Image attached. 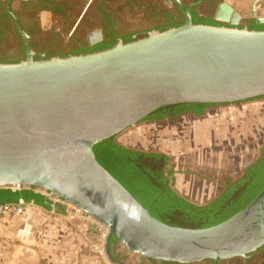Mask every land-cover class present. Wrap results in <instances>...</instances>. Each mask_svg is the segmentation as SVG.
Masks as SVG:
<instances>
[{"label": "water", "instance_id": "95a60500", "mask_svg": "<svg viewBox=\"0 0 264 264\" xmlns=\"http://www.w3.org/2000/svg\"><path fill=\"white\" fill-rule=\"evenodd\" d=\"M264 0L250 17L264 23ZM28 55L0 63V188H34L88 215L133 253L157 261L214 264L264 245V188L214 226L166 223L142 205L97 159L94 146L157 109L183 103H235L264 96V30L240 28L227 1L214 19L153 31L67 57Z\"/></svg>", "mask_w": 264, "mask_h": 264}, {"label": "rangeland", "instance_id": "374dc122", "mask_svg": "<svg viewBox=\"0 0 264 264\" xmlns=\"http://www.w3.org/2000/svg\"><path fill=\"white\" fill-rule=\"evenodd\" d=\"M224 1L242 15L240 24H243L252 12L255 0ZM261 17H264V5ZM25 19L29 21L27 17ZM16 49L14 42L1 37L0 61H12L10 58H16ZM116 140L127 147L167 154L170 164L175 166L173 187L191 201L204 204L223 190V179L226 176L237 179L259 157L264 146V96L215 105L199 116L183 114L176 120H144L120 132ZM58 203L65 206L66 210L59 215L57 221L62 232H59L56 243L60 246V251H64L63 254H66L68 247L69 262L116 264L109 260L105 251L107 230L100 224L98 228L94 227L93 220L88 215L65 201L58 200ZM14 215L8 213L5 216ZM15 223L16 227L9 234L11 244L23 242L40 246L51 243L43 241V238L41 240L37 227L20 235L22 225ZM117 243L114 245V253L122 254L127 264H139V255L129 252L125 247L120 250ZM71 250L74 252L72 260ZM6 259L8 257L3 254L0 237V264H4Z\"/></svg>", "mask_w": 264, "mask_h": 264}, {"label": "flooded vegetation", "instance_id": "af4514ba", "mask_svg": "<svg viewBox=\"0 0 264 264\" xmlns=\"http://www.w3.org/2000/svg\"><path fill=\"white\" fill-rule=\"evenodd\" d=\"M223 1L0 0V7L11 17L0 20V38H8L15 43L17 49L14 54L17 59L27 57L28 40L21 34L11 10L29 34V42L36 58L67 57L100 51L98 45L117 44L119 40L125 41L129 36L135 39L165 27L181 26L187 21L186 11L190 12L192 21L195 13L215 20L216 10ZM252 19L253 17H247L241 25L247 26ZM74 52L77 54H73ZM165 119L170 118L166 116L162 120ZM144 120L146 118L141 121ZM117 242V247L122 250L125 246L120 240ZM115 255L116 260L127 264L122 254L115 252ZM147 263L165 264L164 261L141 257L139 264ZM199 263L214 264L211 260ZM218 264H264V245L246 257H235Z\"/></svg>", "mask_w": 264, "mask_h": 264}, {"label": "trees", "instance_id": "16d2710c", "mask_svg": "<svg viewBox=\"0 0 264 264\" xmlns=\"http://www.w3.org/2000/svg\"><path fill=\"white\" fill-rule=\"evenodd\" d=\"M3 18L11 17L4 9H0V20ZM193 22L223 25L211 17H205L198 13H195ZM239 27L244 28L245 25ZM246 27L264 30V23H257L256 19L253 18ZM132 40V36L125 38V42ZM115 44H100L97 47L99 50H104ZM24 52L25 50H23V54ZM73 54H77V52ZM24 59L1 60L0 63H18ZM223 104L183 103L163 106L146 117V120H162L166 116L170 120H176L186 113L199 116L204 114L209 107ZM94 151L98 161L142 205L149 208L150 212L158 219L173 225L205 228L219 224L245 208L264 188V146L260 156L244 169L240 177L237 179L225 177L223 190L204 204L191 201L173 187L175 166L168 162L170 157L163 152H149L127 147L117 142L115 136L98 142L94 146ZM21 200L26 204L33 202L48 210H51L54 204V201L47 194L36 191L34 188H0V205H16ZM58 210L65 212L66 208L59 204ZM118 240L117 237L113 236L110 241V249L116 259L117 256L113 248ZM164 263L179 264L165 261Z\"/></svg>", "mask_w": 264, "mask_h": 264}, {"label": "crops", "instance_id": "0c3cea01", "mask_svg": "<svg viewBox=\"0 0 264 264\" xmlns=\"http://www.w3.org/2000/svg\"><path fill=\"white\" fill-rule=\"evenodd\" d=\"M253 7V6H252ZM50 198V197H49ZM51 199V198H50ZM51 210L40 207L33 202L27 203L24 214H15L0 221V237L2 239L3 254L8 257L4 264H71L69 262V250L66 248V254L60 251V246L56 243V238L60 235L58 228L59 215L65 212L58 210V200H54ZM21 223L20 235L31 232L33 227L39 229L41 240L49 241L40 246L35 244L19 242L11 244L9 234L16 227V223ZM3 226H1L2 224ZM62 232V231H61ZM6 236V238H5ZM40 240V241H41ZM42 241V242H43ZM74 252L71 250V260ZM34 260V261H32Z\"/></svg>", "mask_w": 264, "mask_h": 264}, {"label": "built area", "instance_id": "2783aa9c", "mask_svg": "<svg viewBox=\"0 0 264 264\" xmlns=\"http://www.w3.org/2000/svg\"><path fill=\"white\" fill-rule=\"evenodd\" d=\"M26 203L21 200L19 204H2L0 205V219L8 213L24 214L26 212ZM93 226L98 228L99 224L93 220Z\"/></svg>", "mask_w": 264, "mask_h": 264}]
</instances>
